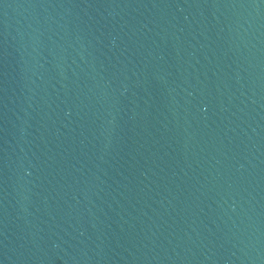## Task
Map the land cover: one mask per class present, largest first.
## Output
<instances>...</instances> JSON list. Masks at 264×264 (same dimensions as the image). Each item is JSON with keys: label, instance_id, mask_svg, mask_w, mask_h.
<instances>
[{"label": "water", "instance_id": "1", "mask_svg": "<svg viewBox=\"0 0 264 264\" xmlns=\"http://www.w3.org/2000/svg\"><path fill=\"white\" fill-rule=\"evenodd\" d=\"M0 264H264V0H0Z\"/></svg>", "mask_w": 264, "mask_h": 264}]
</instances>
